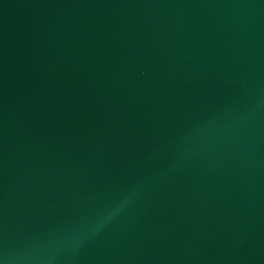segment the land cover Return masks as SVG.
<instances>
[{
  "label": "water",
  "instance_id": "water-1",
  "mask_svg": "<svg viewBox=\"0 0 264 264\" xmlns=\"http://www.w3.org/2000/svg\"><path fill=\"white\" fill-rule=\"evenodd\" d=\"M0 264H264V0H0Z\"/></svg>",
  "mask_w": 264,
  "mask_h": 264
},
{
  "label": "clouds",
  "instance_id": "clouds-1",
  "mask_svg": "<svg viewBox=\"0 0 264 264\" xmlns=\"http://www.w3.org/2000/svg\"><path fill=\"white\" fill-rule=\"evenodd\" d=\"M116 211H118V209L113 210V212H110V213L108 214L107 217L101 219V220L98 222L97 227L102 226V225L106 222V220L109 219V218H111V216H112Z\"/></svg>",
  "mask_w": 264,
  "mask_h": 264
}]
</instances>
